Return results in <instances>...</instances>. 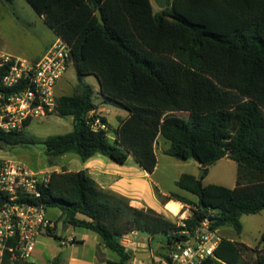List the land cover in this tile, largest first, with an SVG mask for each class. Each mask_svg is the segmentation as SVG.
<instances>
[{"label": "trees", "instance_id": "obj_1", "mask_svg": "<svg viewBox=\"0 0 264 264\" xmlns=\"http://www.w3.org/2000/svg\"><path fill=\"white\" fill-rule=\"evenodd\" d=\"M28 2L70 45L80 82L74 94L58 96L55 113L72 117L74 129L43 141L51 165L69 153L83 162L102 155L120 165L133 156L153 174L160 136L170 143L167 155L197 161L205 167L204 178L210 166L225 158L237 164L234 189L183 174L177 185L195 195L196 202L174 192L159 193L166 207L177 202L191 207L185 227L151 208L132 207L127 198L104 191L85 170L52 172L39 201L59 209L65 225L98 234L119 256L107 264H129L135 258L122 244L131 233L162 235L160 250L171 251L187 240L183 231L194 233L207 217L212 229L232 226L241 234L243 215L264 212V0H170L158 12L152 0ZM91 75L99 82L101 103L128 112L113 140L110 129L92 128L89 114L99 105L93 88L83 83ZM1 78L2 73L3 92ZM23 135L0 130L7 147L34 143ZM248 251L255 253L252 261ZM156 256L172 264L160 251ZM52 264L62 262L56 258ZM202 264H264V233L253 248L222 238Z\"/></svg>", "mask_w": 264, "mask_h": 264}, {"label": "rangeland", "instance_id": "obj_2", "mask_svg": "<svg viewBox=\"0 0 264 264\" xmlns=\"http://www.w3.org/2000/svg\"><path fill=\"white\" fill-rule=\"evenodd\" d=\"M155 12L161 11L157 6L156 1L152 0ZM57 40L56 34L45 23L44 19L34 10L28 0H14L13 2H4L0 0V50L10 53L14 56L32 60L41 55V53L49 46L51 42ZM83 83L90 85L94 90V100L98 104L102 102L99 96V82L95 76L83 77ZM80 85L78 80L75 65L69 66L65 76L60 80L56 88L57 96L72 95L76 92ZM112 110L110 120L113 122L110 131V139L113 140L115 130L127 111L123 108L114 105H106ZM177 117L186 118L184 113H176ZM74 129L72 117H61L56 113L32 121L22 131L23 137L26 140L34 143L28 145H16L11 147L0 148V158L13 159L21 161L28 167L37 171L60 172L57 165H51V159L45 153L43 141L53 135H63L72 132ZM164 147L170 146V143L162 139ZM158 164L154 172L153 179L162 183V189L165 192H181L195 199L196 197L190 193L179 189L176 180L183 173L194 171L197 177L202 173V168H196L198 163L193 160H179L164 154L159 147L157 151ZM57 163V159L54 160ZM205 185L215 184L234 189L237 184V164L230 159H224L209 167L207 176L203 179ZM174 205L172 204L169 211L160 213L174 221L181 218L173 213ZM184 205V204H183ZM181 208V207H180ZM188 207L185 206L183 210ZM172 212V213H171ZM48 217L51 221L57 224L56 237L50 235V232L43 233L38 238V243L32 257V261L36 264H52L59 258L62 264L75 263L74 261L80 257H86L90 254V248L94 245V239L91 236H99L95 232L85 228L70 227L67 229L62 218V212L57 208L47 209ZM191 215L189 211L187 216ZM243 231L238 234L232 226H225L219 229L218 235L222 238H228L238 243L246 244L250 247H255L261 235L264 233V212L257 215H243L241 217ZM86 235V237H85ZM144 237V241H148L149 234L137 232V237ZM85 239L86 244L81 243L71 244L70 238ZM164 239V236L158 235L157 239ZM221 238V239H222ZM138 239V238H137ZM133 244L129 248L137 250L142 249L138 240H132ZM165 244V243H164ZM155 246H151L148 250L153 252ZM162 255L169 256L170 251L159 250ZM157 251V252H158ZM112 252V251H111ZM115 258L119 256L116 253ZM156 255V254H155ZM246 258L252 261L255 258V253L252 251L245 252ZM159 259L161 257L157 256ZM162 259V258H161ZM148 259H145L146 261ZM19 263V262H18ZM15 263V264H18ZM11 264V263H10ZM129 264L135 263L134 259ZM151 264H156L153 261Z\"/></svg>", "mask_w": 264, "mask_h": 264}, {"label": "built area", "instance_id": "obj_3", "mask_svg": "<svg viewBox=\"0 0 264 264\" xmlns=\"http://www.w3.org/2000/svg\"><path fill=\"white\" fill-rule=\"evenodd\" d=\"M72 64L71 47L60 37L37 61L0 50L1 81L6 89L0 92V130L22 131L27 123L54 114L56 88ZM89 118L94 130H109L98 110L91 111ZM51 173L34 170L21 161L0 158V264L31 262L40 235L56 233L57 224L49 219L46 206L39 201ZM187 207L175 215H182L176 220L178 227H185V220L190 217L187 213L191 207ZM211 224L207 217L194 233L183 231L188 238L173 245L171 263L202 264L212 256L222 239ZM68 242L73 244V240ZM122 244L129 249L133 243L124 237Z\"/></svg>", "mask_w": 264, "mask_h": 264}, {"label": "crops", "instance_id": "obj_4", "mask_svg": "<svg viewBox=\"0 0 264 264\" xmlns=\"http://www.w3.org/2000/svg\"><path fill=\"white\" fill-rule=\"evenodd\" d=\"M52 44L53 42L49 44V46L41 53V55L33 58L31 61H37L40 58H42L43 55L46 53L47 49ZM98 105L99 107L97 110L101 112L104 118L107 120L109 129L111 130L113 122L110 120L109 118L110 116H107L108 115L107 111H110L109 114L111 115L112 110L109 107H107L105 104H102L101 102L98 103ZM127 117H128V112L127 115H125L124 119H126ZM124 119H122V121ZM120 123L118 127L120 126ZM162 139L164 138L160 136L155 146L157 159H158L157 151L159 150V147H161V150L164 154H166L165 151L169 148V146L164 147ZM55 164L57 165V169L60 172L63 170H67L69 172H77L80 170L87 171L89 175L100 185V187L104 191L127 198L130 202V205L134 208H138V209L151 208L157 211L158 213H166V211H169L170 209V207H166L167 204L163 205L159 199V193L162 196H168L170 193L163 191L161 187L162 183L160 181H156L153 179L154 173L149 174L146 170H144L133 156L129 157L126 164L120 165L114 162L113 160L102 155H96L91 159H89L88 161L83 162L76 154L69 153L62 157H59L57 159V163ZM196 168H202V165L198 163V166H196ZM183 174H181L178 177V179L176 180V184L179 178ZM187 174H191L197 177L194 171H191L190 173ZM179 189L182 190L181 188ZM182 191L187 192L185 190ZM174 193L180 194L186 198L191 199L192 201L195 202L197 201V197L195 195L194 196L196 198L193 199L181 192H174ZM179 204L181 206L180 211L181 210L184 211L183 209L187 205H183V203L181 202L175 203L174 208L177 207ZM70 227L71 226H69V228ZM91 237L94 239L95 243L92 246V248H90V254L86 257H80L79 259L74 261L75 263H70V264H107L109 260H117L115 256H113L114 254H112L114 252H111L109 249L106 248V246L102 243L101 238L99 236H91ZM125 237L127 239H130L132 243H133L132 240L139 241L138 244L142 246V249L137 250L135 248H129L130 250H133L135 253L150 252L148 249L151 246H156L158 243H165L164 239L162 238L157 239L158 235L157 236L149 235V238L147 239L148 241H144L145 240L144 237L141 236L137 237V233H131ZM84 238L77 239L76 237H74V238H70L69 240L75 241V243L73 244L79 242L84 246L86 244ZM153 261H155L156 264H167L163 259L161 258L159 259L155 254L152 255V257L146 261L134 258V262L139 264H151Z\"/></svg>", "mask_w": 264, "mask_h": 264}, {"label": "water", "instance_id": "obj_5", "mask_svg": "<svg viewBox=\"0 0 264 264\" xmlns=\"http://www.w3.org/2000/svg\"><path fill=\"white\" fill-rule=\"evenodd\" d=\"M155 1H156L157 6H158L162 11H164V10L169 6V4H170V0H155ZM98 17L100 18V21H101L102 23H104L101 12L98 13ZM169 19H170V20H173L172 17H169ZM0 145L5 146V147L7 146V144H6L4 141H2V140H0ZM204 175H205V167L202 166V173H201V175H200L199 177H197V179L200 180V181H202L203 178H204ZM65 227L68 229V228H69V225H66ZM161 246H165V244H163V243H158V244L154 247L153 252H136V253H135V258H136V259H139V260L149 259V258L152 257V255H154V254L157 253V251L159 250V248H160Z\"/></svg>", "mask_w": 264, "mask_h": 264}, {"label": "bare ground", "instance_id": "obj_6", "mask_svg": "<svg viewBox=\"0 0 264 264\" xmlns=\"http://www.w3.org/2000/svg\"><path fill=\"white\" fill-rule=\"evenodd\" d=\"M180 204L177 206V207H175L174 209H173V214L174 215H178L179 214V211H180Z\"/></svg>", "mask_w": 264, "mask_h": 264}]
</instances>
